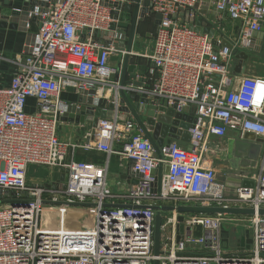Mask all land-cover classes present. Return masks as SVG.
Masks as SVG:
<instances>
[{
    "label": "built area",
    "instance_id": "1",
    "mask_svg": "<svg viewBox=\"0 0 264 264\" xmlns=\"http://www.w3.org/2000/svg\"><path fill=\"white\" fill-rule=\"evenodd\" d=\"M36 1L29 13L36 29L13 60L9 86L0 88V264H152L153 259L158 264H264V215L239 216L250 223L252 241L249 248L227 252L224 223L238 217L176 210L179 205L264 208V161L246 179L252 185H240L231 195L224 194L214 167L204 164L210 136L235 132L264 139V74H241L233 67L238 50L261 45L256 33L264 0H143L148 4L141 6L147 7L143 16L151 15L156 24L145 55L150 66L144 76L134 72L122 87L141 105L194 118L189 139L180 134L159 154L120 110L127 40L120 18L126 0ZM113 55L121 56L116 65L109 63ZM69 90L80 100H63L61 94ZM29 99L35 102L31 112L26 111ZM82 106L105 112L87 115L93 131L81 145L105 153L102 164L68 156V147L76 145L57 136L60 119L80 116ZM111 154L129 160L138 177L122 194L108 184ZM29 165L58 168L64 176L29 182ZM160 165L157 188L153 171ZM116 197L127 199L128 206H114ZM142 205L173 207L161 211L157 256L155 210Z\"/></svg>",
    "mask_w": 264,
    "mask_h": 264
},
{
    "label": "crops",
    "instance_id": "2",
    "mask_svg": "<svg viewBox=\"0 0 264 264\" xmlns=\"http://www.w3.org/2000/svg\"><path fill=\"white\" fill-rule=\"evenodd\" d=\"M37 4L38 2L36 0H9L8 2L0 0V88H6L9 86L15 68L13 60L23 51L28 32H33L36 29L37 21L31 19L29 13H31ZM120 25H122V27L127 26L124 20L121 21ZM136 38L137 36L135 34L131 50L133 55L137 54L136 52L139 44ZM150 47L148 52H150ZM119 57L117 55L111 56L109 58V63L111 65H116ZM130 63L135 64L132 56L130 58ZM137 69L136 65L134 72H138ZM130 79V76L127 75L126 80L129 81ZM148 79V81H150L151 78ZM127 94L134 95L132 93ZM61 98L68 102L78 101V96L72 93L71 90L63 92ZM34 109L35 102L33 99H29L26 111L31 112ZM83 113L84 112H80L79 115ZM87 115L88 113L85 114L86 118L83 122H81L80 119L78 121H75L74 119L69 121L68 119L64 120L61 118L57 129V136L61 141L76 145L74 150L71 149V147H68V156L73 154V157L76 160L102 164L104 163V160L107 159L105 153L95 149H84L81 146L86 143L87 134L93 131V120ZM123 116L125 118L130 117L128 113H124ZM141 117L145 120L147 118L145 114H141ZM243 136L242 138L244 139L260 143L263 151V153L261 151L253 168H243L239 165L234 169L228 162L227 141L230 138H241L239 134L228 132L223 138L210 136L207 139L206 144L209 146V150L204 155V158L206 159L204 164L214 167L216 178H218L221 169L224 170V179L222 181H217L223 184V192L227 195L234 194L236 188L241 185L238 179L244 181L248 179V177L258 173L259 166L262 161H264V139L258 138L253 134ZM212 144H216V146ZM216 156L218 159H214ZM130 165L131 162L129 160L121 158L118 154H111L108 157V184L113 192L122 194L126 192L130 186L137 183L138 177L133 171H131ZM55 169L59 172L58 168H50L51 171H54ZM113 202L114 204H125L128 203V200L124 197H116ZM225 237L226 231L224 229V238Z\"/></svg>",
    "mask_w": 264,
    "mask_h": 264
},
{
    "label": "water",
    "instance_id": "3",
    "mask_svg": "<svg viewBox=\"0 0 264 264\" xmlns=\"http://www.w3.org/2000/svg\"><path fill=\"white\" fill-rule=\"evenodd\" d=\"M9 0H4V2H8ZM142 5L148 6V4H144L143 0H133L132 4H124L122 5V10L131 11V18L129 22L128 32H127V40L125 45V53L122 57L121 67H120V77H119V86L118 89L120 96V110L128 113L130 117L135 121L138 130L143 134L145 138L153 146L155 152L159 154V148L164 143H169L172 138H178V135L181 134V139L187 141L189 139V134L187 129L192 125L191 122L194 121V118L191 114H185L184 112H175L173 113V108H165V107H156L154 104H139L137 96L128 95L122 86L130 83V81L126 80V76L129 75L130 78L133 77L134 70L136 68L135 64L130 63L131 58V50L132 44L134 41V36L137 31V25L140 21V17L143 16V13L147 11V7L145 6L141 9ZM200 23V20H197ZM208 31V28H204ZM210 34H212V30H209ZM257 36L260 38L263 37L264 34V19L261 22V28ZM224 45L228 46V43H224ZM242 55V54H241ZM239 56V55H237ZM241 57V56H240ZM241 60H239L240 62ZM235 72L239 73L240 69L238 67H234ZM80 100V97L78 98ZM141 101L147 102V99L141 98ZM84 113L80 116L69 115L68 117H63L64 120L78 121L80 119L83 122L85 114L95 113V115L104 116L105 112L100 110L99 108L93 111L92 106H88L84 108ZM161 111L163 114L158 113L157 111ZM141 114H145L147 117L146 120L141 117ZM94 124V123H93ZM177 127H181L183 130L177 129ZM245 134L244 136L248 135ZM243 136V137H244ZM262 149L261 145L258 142H252L244 138H230L227 141V157L228 162L232 168H237L239 165L243 168H253L257 159L260 156ZM263 153V151H262ZM156 174V183L157 188H159L161 174H162V166L160 165L156 170L153 171ZM64 173L60 174V178H63ZM239 183L242 186H251L252 182L249 180L242 181L238 179ZM74 205H90L88 203H73ZM92 205V204H91ZM114 206H128V204H113ZM130 206V205H129ZM150 207L155 210V218H154V233H153V254L157 256L160 253V237H161V211L172 210V206L166 205H142L140 207ZM176 210L179 213H200V214H227V215H235V216H252L254 214L264 215V208H258L255 210L253 207H219V206H202V205H179ZM183 219L182 216H178V220L181 221ZM178 233L182 231V224H178ZM245 244L236 247L237 249L249 248L251 244V238L248 236V233L245 234ZM178 237V236H177ZM227 241V239H226ZM152 264H158L157 259L152 260Z\"/></svg>",
    "mask_w": 264,
    "mask_h": 264
},
{
    "label": "rangeland",
    "instance_id": "4",
    "mask_svg": "<svg viewBox=\"0 0 264 264\" xmlns=\"http://www.w3.org/2000/svg\"><path fill=\"white\" fill-rule=\"evenodd\" d=\"M133 0H126L122 2L124 4H132ZM122 21L127 24V32L129 27V22L131 18V11L122 10ZM223 25L227 30L232 28V24L229 21H224ZM156 29V24L154 23V18L151 15L141 16L140 21L137 25V42L138 49L137 54L133 55V61L137 65V73L140 75L146 74L147 69L150 66V61L145 57L149 52V47L151 44V35L154 34ZM242 54V55H241ZM239 55V56H237ZM237 55L235 56L233 67H238L241 74H251V75H263L264 74V34L261 38V45L259 48L254 50H238ZM241 56V57H240ZM239 60H241L239 62ZM216 146V144H212ZM216 150V149H215ZM219 152V151H218ZM221 154V152H220ZM218 154V155H220ZM222 155V154H221ZM214 159H218L217 156ZM28 181L36 183H47L48 181H55L59 177V172L57 169L51 171L49 167L46 166H36L29 165L27 169ZM224 179V170L221 169L217 180L222 181ZM234 221L232 223H224V229L226 231V239L224 242L223 250L227 252L235 251L238 246L245 244L246 232L251 238L252 227L248 221ZM246 245V244H245Z\"/></svg>",
    "mask_w": 264,
    "mask_h": 264
}]
</instances>
